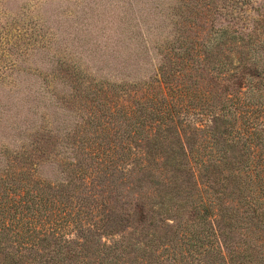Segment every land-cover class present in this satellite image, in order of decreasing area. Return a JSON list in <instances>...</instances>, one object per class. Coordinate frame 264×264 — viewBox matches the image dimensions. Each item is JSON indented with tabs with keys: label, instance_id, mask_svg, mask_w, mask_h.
<instances>
[{
	"label": "trees",
	"instance_id": "16d2710c",
	"mask_svg": "<svg viewBox=\"0 0 264 264\" xmlns=\"http://www.w3.org/2000/svg\"><path fill=\"white\" fill-rule=\"evenodd\" d=\"M224 1L227 25L177 26L149 82L85 89L89 117L12 155L0 264H264V13Z\"/></svg>",
	"mask_w": 264,
	"mask_h": 264
},
{
	"label": "rangeland",
	"instance_id": "374dc122",
	"mask_svg": "<svg viewBox=\"0 0 264 264\" xmlns=\"http://www.w3.org/2000/svg\"><path fill=\"white\" fill-rule=\"evenodd\" d=\"M252 1L245 11L257 18L264 0ZM181 4L192 22L176 15ZM224 6V0H0V172L14 153L41 139L43 128L57 134L89 117L85 89L154 78L177 26L193 29L190 36L226 26ZM79 78L84 85L73 90ZM39 171L62 178L55 166Z\"/></svg>",
	"mask_w": 264,
	"mask_h": 264
}]
</instances>
